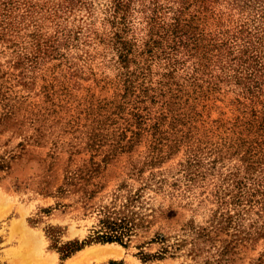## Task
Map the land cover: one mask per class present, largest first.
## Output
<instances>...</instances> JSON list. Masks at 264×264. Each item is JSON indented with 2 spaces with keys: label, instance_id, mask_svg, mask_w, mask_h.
<instances>
[{
  "label": "rangeland",
  "instance_id": "1",
  "mask_svg": "<svg viewBox=\"0 0 264 264\" xmlns=\"http://www.w3.org/2000/svg\"><path fill=\"white\" fill-rule=\"evenodd\" d=\"M103 245L264 264V0H0V264Z\"/></svg>",
  "mask_w": 264,
  "mask_h": 264
},
{
  "label": "bare ground",
  "instance_id": "2",
  "mask_svg": "<svg viewBox=\"0 0 264 264\" xmlns=\"http://www.w3.org/2000/svg\"><path fill=\"white\" fill-rule=\"evenodd\" d=\"M110 244V243H109ZM106 245H103V247H96V248H89V249H85L83 251H80L78 255L73 256L74 258L70 261V262H76L77 264H87V261H89L90 259H92L93 257H107L109 256V254H117L119 252V249H115L117 247H115L114 249L112 248H106L104 247ZM108 246V245H107ZM93 247V246H91ZM111 247V246H110ZM121 253V251L119 252V254ZM118 254V255H119ZM114 256V255H113ZM98 259V258H97ZM69 262V263H70ZM68 263V262H67ZM71 264V263H70Z\"/></svg>",
  "mask_w": 264,
  "mask_h": 264
},
{
  "label": "trees",
  "instance_id": "3",
  "mask_svg": "<svg viewBox=\"0 0 264 264\" xmlns=\"http://www.w3.org/2000/svg\"><path fill=\"white\" fill-rule=\"evenodd\" d=\"M108 238H111L110 236H108Z\"/></svg>",
  "mask_w": 264,
  "mask_h": 264
}]
</instances>
